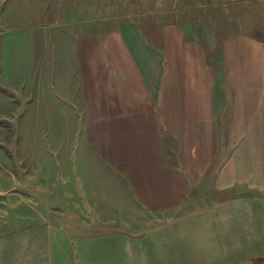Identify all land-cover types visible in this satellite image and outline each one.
Returning a JSON list of instances; mask_svg holds the SVG:
<instances>
[{
  "label": "crops",
  "instance_id": "crops-1",
  "mask_svg": "<svg viewBox=\"0 0 264 264\" xmlns=\"http://www.w3.org/2000/svg\"><path fill=\"white\" fill-rule=\"evenodd\" d=\"M21 1L10 4L21 10ZM32 4L48 20L34 33L16 24L0 30L11 49L1 57L2 76L10 86L19 78L20 88L34 79L35 98H24L21 119L43 127L52 143L44 151L67 168L45 203L52 226L66 217L68 232L82 223L98 237L138 238L141 221L164 228L189 214L209 215L210 234L222 232L240 251L233 232L257 230L244 227L259 215L264 222V33L238 32L209 45L183 22L157 20L155 9L101 28L86 7L80 20H68L58 1ZM208 173L216 178L204 180ZM241 209L246 220H236ZM187 228L185 255L197 237L184 235ZM229 247L217 253L238 252Z\"/></svg>",
  "mask_w": 264,
  "mask_h": 264
},
{
  "label": "rangeland",
  "instance_id": "rangeland-1",
  "mask_svg": "<svg viewBox=\"0 0 264 264\" xmlns=\"http://www.w3.org/2000/svg\"><path fill=\"white\" fill-rule=\"evenodd\" d=\"M10 1L0 0V30L9 33L5 27L16 24L23 28H37L33 33L41 31L40 23L48 18L36 12V6L32 4L35 0H25L21 10L12 6ZM57 1L60 16L80 20L86 7V15L88 8L92 22L102 24L101 28L155 9L157 20L183 22L188 35L199 37L209 45L212 39L216 44L224 36L238 32L256 36L264 33V0H49L54 7ZM15 8L17 12L12 13ZM34 38L28 43L29 57H34ZM10 50L0 39V264H251L264 261V222H259L263 219L261 215L259 221L251 226L248 222L244 227L250 230L254 225H260L257 230L252 232L251 229L246 234L241 230L233 232L235 242L240 240L243 244L240 251L238 243L233 246V242L229 247L223 242L222 232L220 237L210 234L206 227L209 215L189 214L164 228L158 220L141 221L137 228L133 224L134 229L140 232L138 238L124 237L121 233L98 237L96 231L85 229L82 223L72 225L73 230L69 231L77 233V237L69 236L66 217L54 221L52 226V209L45 203L53 196L51 185L58 178L59 182L67 178L63 173L67 168L58 162L61 157L44 151L52 143L43 136V127L35 123L26 125V121L21 119L25 111L24 107L21 108L23 100L27 97L34 101L35 85L34 79L23 81L22 88L19 87V78L11 86L3 79L1 57L3 54L6 57ZM20 90L26 94H21ZM42 153L45 155L41 156ZM58 163L60 174L56 172ZM204 176L206 181L216 178L209 173ZM38 186L43 188L42 191L37 189ZM238 187L236 192L242 193ZM40 199H43V205L37 204ZM59 208L60 211L65 209ZM40 214L44 217L36 218ZM236 214V220H244V209L237 210ZM185 224L188 228L184 235H197L189 255L183 254ZM240 225L243 228L244 223ZM130 228L133 227L130 225ZM228 247L236 248L238 252L230 255L217 253ZM188 248L191 246L186 250ZM183 256L193 257V261L190 263Z\"/></svg>",
  "mask_w": 264,
  "mask_h": 264
},
{
  "label": "trees",
  "instance_id": "trees-1",
  "mask_svg": "<svg viewBox=\"0 0 264 264\" xmlns=\"http://www.w3.org/2000/svg\"><path fill=\"white\" fill-rule=\"evenodd\" d=\"M251 264H264V261H262V262H253Z\"/></svg>",
  "mask_w": 264,
  "mask_h": 264
}]
</instances>
